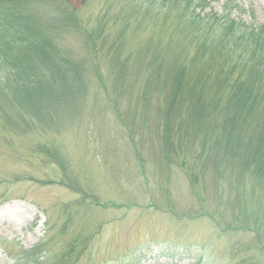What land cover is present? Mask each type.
<instances>
[{
    "label": "rangeland",
    "instance_id": "obj_1",
    "mask_svg": "<svg viewBox=\"0 0 264 264\" xmlns=\"http://www.w3.org/2000/svg\"><path fill=\"white\" fill-rule=\"evenodd\" d=\"M67 1L87 29L106 23L105 36L97 54L80 35L59 41L84 72L58 109L45 101L14 107L12 127L0 120V264L35 246L50 264H264V180L218 167L207 132L170 124L164 137L170 94L152 86L151 64L168 24L135 0ZM240 3L243 21L264 24V0Z\"/></svg>",
    "mask_w": 264,
    "mask_h": 264
},
{
    "label": "trees",
    "instance_id": "obj_2",
    "mask_svg": "<svg viewBox=\"0 0 264 264\" xmlns=\"http://www.w3.org/2000/svg\"><path fill=\"white\" fill-rule=\"evenodd\" d=\"M134 2L145 7V18L162 21L163 28V23L168 24L170 32L165 55L151 64L160 73L152 86L164 92L168 88L170 94L165 139H172L170 124L179 125V134L184 124L207 132L211 141L203 151L207 148L208 153H215L218 167L238 165L240 174L264 180V24L252 18L243 21L241 16H248L249 9L240 0ZM78 12L67 0H0V120L5 126L15 124L14 107L30 111L46 101L58 109L75 93V85L81 87L83 67L73 64L59 41L80 35L87 49L97 54V41L105 36L106 23L99 20L89 30ZM179 42L180 55L170 53L173 60L164 63L167 74L163 77L162 60ZM183 54L185 58H180ZM113 55L120 70L126 71L128 59H119L121 49ZM174 108L181 113L170 111ZM183 108L189 109L186 114ZM46 256L35 246L14 258L13 264H50Z\"/></svg>",
    "mask_w": 264,
    "mask_h": 264
}]
</instances>
